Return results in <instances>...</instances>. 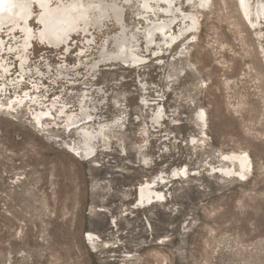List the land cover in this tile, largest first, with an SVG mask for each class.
Returning <instances> with one entry per match:
<instances>
[{"label": "rangeland", "instance_id": "374dc122", "mask_svg": "<svg viewBox=\"0 0 264 264\" xmlns=\"http://www.w3.org/2000/svg\"><path fill=\"white\" fill-rule=\"evenodd\" d=\"M175 1L177 15L198 8ZM209 1L196 12L198 31L169 50L155 36L146 51L142 31L154 15L139 20L136 0L119 24L80 29L57 50L32 36L22 66L7 54L21 45L20 29L12 40L0 31L9 65L0 77V264H264V19L250 14L252 28L237 0ZM38 13L34 3V35ZM118 28L135 35L145 59L136 68L108 59ZM25 92L32 99L8 105ZM157 106L161 125L152 120ZM58 108L77 118L83 109L91 123L67 129ZM200 109L207 145L194 149ZM81 130L93 135L89 157ZM220 152L250 156L245 181L201 167ZM185 165L186 177L171 180ZM158 174L166 180L154 188L160 198L134 210L136 190Z\"/></svg>", "mask_w": 264, "mask_h": 264}, {"label": "bare ground", "instance_id": "6f19581e", "mask_svg": "<svg viewBox=\"0 0 264 264\" xmlns=\"http://www.w3.org/2000/svg\"><path fill=\"white\" fill-rule=\"evenodd\" d=\"M131 1L132 0H57L53 5L51 4V0H0V31L4 28L13 34V29L18 27L21 34H23L22 36L24 37V39L20 41L21 45L10 46L8 48L7 54H16L19 57L20 66H22V59L24 58L22 52L27 49L29 39L32 36H37L38 40L43 42L46 47L57 50L63 44L68 45L67 41L71 38V35L76 34L80 29H82L83 32H89L88 30H90V28L95 30L99 29L101 28V25L107 23V21H109L111 18H113L115 23L119 24L124 7L130 6L132 4ZM174 1L175 0H136L138 3L137 6L139 7V10H137L139 11L137 14V18L139 20L145 18V20L148 21L146 18L148 17L147 15H154V20L148 22L145 27L143 26V31L141 30L143 32V44L145 45L147 52L149 51V46L154 43L155 36H159L160 41L163 42V44L158 43V49L165 48L169 50L177 42L178 37L185 35L187 36L188 34L192 35L197 32L199 21L197 19L196 12L206 11L209 8L210 2L209 0H196L194 5H192V7L195 6V4L198 5L196 12H194V10H190L189 12H181L179 15H177L176 13L174 14ZM34 3H36V7L39 11L35 18L38 21L36 24L39 26V29L35 35L32 33L31 28L27 25V22L32 15ZM237 4L239 10L242 13L244 21L246 22L248 20L252 28H255V26L254 22L250 21V14L254 15L257 20L264 19V0H253L252 4L250 0H237ZM156 9L159 11L156 12ZM175 23H179L178 32L169 33ZM157 32H160V34H157ZM13 35L14 36H12L11 40L16 39V35ZM134 39L135 35L133 33L128 34L125 32L124 28H118V32L113 36L111 41L113 46V54H109L108 59L114 58L117 61L128 62L133 65V67H138L143 61H145V59L136 54V50L133 46ZM86 41L89 43L90 39H86ZM3 43L4 42L0 39V51L3 49ZM178 47L179 46H177L175 49ZM156 51L153 52L155 56L157 55ZM79 52L80 53L78 57H81V55L85 56L84 49L79 50ZM107 55L104 53L101 56L106 57ZM8 67L9 65L3 62V58L0 59L1 78L5 76ZM20 76H22V74ZM12 85H14V83H12ZM32 86L34 87L35 85ZM34 93L35 92H33V94ZM27 96L32 99V95H28L27 92H25L24 95L20 94V96L18 95L14 98H9V100H7L8 105H13L15 102L16 105L20 104L22 99ZM141 105L146 106L144 100H142ZM51 106L54 107V103H52ZM161 115V108L160 106H157V110L154 112L152 120L157 121V123L161 125V123L158 121L159 118H161ZM54 116L58 121L64 124L65 128L69 129L70 127H75L77 128L76 131L81 129L84 124L91 123L87 121V119L90 118V115L83 109L79 111V118L68 113V111H64L62 108L56 109ZM195 117L198 123L201 125L200 128L202 131L201 135L199 134L201 137L198 140L193 139L189 145L194 149H197L199 146L203 147L207 145V142L204 140V138H207L205 132V128L207 127V114L203 109H200L197 111ZM38 118H40V116L36 117L37 120H39ZM83 120H85L84 123ZM58 123L59 122H57V124ZM81 131L82 132L79 133L80 142L85 150V153L89 157V152H92L93 150V135L87 130ZM216 157H218L216 162L208 161L205 164V167L202 164L201 167L207 169L208 171L211 170V172L215 174L219 173V176L222 177V179H236L240 181L246 180V177L252 168V161L247 153L220 152V154ZM188 170L189 169L187 165L181 166L180 168H174L170 172L172 175L171 180L176 181L186 177ZM237 177L241 179H238ZM155 187H166V180L163 174H158L151 178V180H146L144 184L139 186V188L136 190L137 203H135L133 207L134 210H144L146 209L145 203L151 202L154 198H160V196L154 191ZM111 226H116V224L114 225L112 222ZM90 235L92 234H88L87 237H90Z\"/></svg>", "mask_w": 264, "mask_h": 264}, {"label": "water", "instance_id": "95a60500", "mask_svg": "<svg viewBox=\"0 0 264 264\" xmlns=\"http://www.w3.org/2000/svg\"><path fill=\"white\" fill-rule=\"evenodd\" d=\"M157 34H160V32H157Z\"/></svg>", "mask_w": 264, "mask_h": 264}]
</instances>
